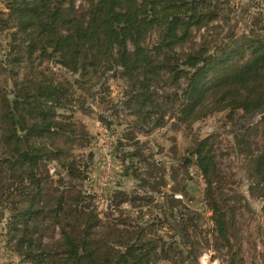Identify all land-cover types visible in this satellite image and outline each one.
Listing matches in <instances>:
<instances>
[{
	"label": "trees",
	"instance_id": "obj_1",
	"mask_svg": "<svg viewBox=\"0 0 264 264\" xmlns=\"http://www.w3.org/2000/svg\"><path fill=\"white\" fill-rule=\"evenodd\" d=\"M0 3V242L9 253L29 264H159L175 263L176 256L181 263H196L195 249L163 240L160 218L132 224L113 214L122 202L145 197L116 188L108 206L112 211L102 215L95 195L77 183L85 172L72 151L86 132L58 109L76 101V86L89 92L109 73L124 81L120 106L134 116L132 126L140 131L162 128L171 118L190 124L226 111L237 130H244L233 134L234 141L248 144L241 152L253 177L248 189L264 200V13H257L246 32L236 36L225 30L223 41L210 46L218 22L228 21L229 0ZM200 29L206 33L196 40ZM44 62L72 78H59L49 66L42 67ZM135 131L125 139L135 140ZM250 131L260 134L262 143L249 141ZM121 145L117 141L122 162L139 155L136 147L129 152ZM179 161L201 173L211 232L227 247V264H241L231 252L234 209L223 192L210 137L193 136ZM152 168L159 167L154 163ZM127 169L150 194L166 184L161 177L155 181L154 173L137 178L132 167ZM170 198L159 206L165 219L185 215L175 212L179 202ZM262 213L264 219V205ZM179 221L185 231L187 224ZM185 234L181 243L191 245Z\"/></svg>",
	"mask_w": 264,
	"mask_h": 264
},
{
	"label": "rangeland",
	"instance_id": "obj_2",
	"mask_svg": "<svg viewBox=\"0 0 264 264\" xmlns=\"http://www.w3.org/2000/svg\"><path fill=\"white\" fill-rule=\"evenodd\" d=\"M0 8H2L1 3ZM228 10L230 11L226 24H221L219 21L221 27L215 29V35L208 38L210 46L223 41L220 37L225 30L229 29L237 36L246 28V31L251 28L257 13H264V0H229ZM210 31L212 32V29H209ZM205 33L203 29L196 31V40L199 39L200 34ZM152 39L153 36L150 37V40ZM47 66L59 78L64 76L72 78L51 63L42 64V67ZM124 84L122 79L113 78L109 73L104 78L103 85H96L90 90L93 93L91 96L88 95L90 91L76 86L74 94L76 101L58 109L59 115L67 116L69 121L83 127L86 132L83 137L74 141L72 151L76 163L83 173L85 172L83 180L77 182L79 186L95 195V204L102 215L112 211L108 206L112 192L116 188H121L131 197H145L143 200L122 202L117 210H113V214L132 221V224L158 217L161 220V230L159 229L158 233L164 241L173 242L180 248L195 249L196 254L198 253L196 263L192 260L181 263L176 256L175 263L164 261L159 264H201L200 258L203 255H207V264H227L230 255L227 247L221 246L222 242L211 232L213 225L210 220L211 212L207 209L204 200L206 187L204 179L194 165L184 167L179 161L192 146L193 136L199 139L209 136L223 180V192L230 198L229 204L234 209V224L231 226L230 234L231 252L237 254L241 264H264L262 213L264 200L257 192L252 193L248 189L253 177L248 175V164L244 154L241 153L248 144L242 142L237 145L233 138L234 133H243L244 130H237L234 120L227 119L226 111L211 113L190 124H178L171 118L167 119L166 125L162 128L150 132L137 130L132 126L134 116L120 106ZM236 117L235 115L234 118ZM100 118L105 120L102 121ZM253 118L255 120L258 116ZM106 121L110 123L109 126H106ZM132 128L136 130L137 138L128 141L125 137ZM252 133L253 131H250L247 135L249 141L262 143L261 135ZM117 141L124 143V146L121 145L122 151L130 152L136 147L135 152L139 155L132 157L131 160L126 158L127 161L122 162L120 156L123 157V153L120 154L116 148ZM135 141L138 143L136 144ZM108 158L109 166L106 164ZM154 163L159 167L155 171L152 168ZM129 167H132L137 178L148 177L149 174L154 173L158 177L155 181H160L161 177L166 184L159 185L158 191L150 194L147 188L140 185V180L137 181L127 175L130 174V170L127 169ZM146 197H151L152 201H147ZM170 197L179 202L175 212L181 211L185 215L165 219L163 208L159 206L166 205ZM193 214L197 217L196 222H185V220L189 221V215ZM180 219L187 224L185 231L180 226ZM186 232L191 245L183 246L181 242L185 240ZM4 252L9 253L6 249ZM9 254L11 258L16 259L10 261L11 263H18L17 258L22 262L17 255Z\"/></svg>",
	"mask_w": 264,
	"mask_h": 264
},
{
	"label": "crops",
	"instance_id": "obj_3",
	"mask_svg": "<svg viewBox=\"0 0 264 264\" xmlns=\"http://www.w3.org/2000/svg\"><path fill=\"white\" fill-rule=\"evenodd\" d=\"M4 249L5 247L3 245V242H0V250H2V252H0V264H29L26 262H19L18 258H17L18 263H15V262L11 263L10 261L14 260L15 258H11L12 256H10L9 253H5Z\"/></svg>",
	"mask_w": 264,
	"mask_h": 264
},
{
	"label": "built area",
	"instance_id": "obj_4",
	"mask_svg": "<svg viewBox=\"0 0 264 264\" xmlns=\"http://www.w3.org/2000/svg\"><path fill=\"white\" fill-rule=\"evenodd\" d=\"M108 161L106 162V164H107V166H109V164H110V160H109V158L107 159ZM206 258H207V255H203L200 259H201V264H207V260H206Z\"/></svg>",
	"mask_w": 264,
	"mask_h": 264
}]
</instances>
